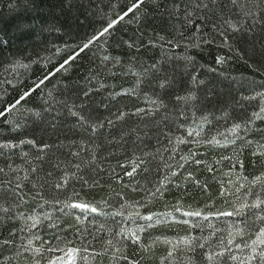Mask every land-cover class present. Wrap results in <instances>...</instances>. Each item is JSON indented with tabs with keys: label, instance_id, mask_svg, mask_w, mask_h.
I'll list each match as a JSON object with an SVG mask.
<instances>
[{
	"label": "trees",
	"instance_id": "obj_1",
	"mask_svg": "<svg viewBox=\"0 0 264 264\" xmlns=\"http://www.w3.org/2000/svg\"><path fill=\"white\" fill-rule=\"evenodd\" d=\"M262 230L264 0H0V264H262Z\"/></svg>",
	"mask_w": 264,
	"mask_h": 264
},
{
	"label": "snow or ice",
	"instance_id": "obj_2",
	"mask_svg": "<svg viewBox=\"0 0 264 264\" xmlns=\"http://www.w3.org/2000/svg\"><path fill=\"white\" fill-rule=\"evenodd\" d=\"M213 2H215V0H213ZM233 2L235 3V0H233ZM121 19H123V17H121ZM112 25H109L108 27L104 28L103 32H101V35H103L104 33L108 32L109 28L111 27ZM28 26L26 24H21L20 25V29L23 31L27 28ZM84 48H87L88 47V44H85L83 46ZM83 50V49H82ZM222 59V58H221ZM23 99V97H22ZM17 103H19V101H17ZM29 143H31V141H29ZM130 175V173H129ZM74 207H80L82 209H87V205H73ZM92 211H95V209H91ZM198 215V213H197ZM146 219H151L150 217H147ZM261 236L264 237V230L261 231ZM264 243V240H261L260 237L257 238V241H253V244L255 245L256 243ZM76 250L75 249H68L67 252H66V256H68L69 258L73 255V253L75 252ZM255 248H253V252L255 253ZM259 257H260V260L262 262V264H264V250H261L260 253H259ZM211 258V257H209ZM253 257H249V259L251 260Z\"/></svg>",
	"mask_w": 264,
	"mask_h": 264
},
{
	"label": "rangeland",
	"instance_id": "obj_3",
	"mask_svg": "<svg viewBox=\"0 0 264 264\" xmlns=\"http://www.w3.org/2000/svg\"><path fill=\"white\" fill-rule=\"evenodd\" d=\"M52 255H53L54 261H56L58 259V257H60L59 259H62V257H63V259H65V260H70V258L68 256H66V253H64V251H55L54 253H52ZM96 256H97V254H92V255H89V257H87L90 264H92V262H94L96 260Z\"/></svg>",
	"mask_w": 264,
	"mask_h": 264
}]
</instances>
